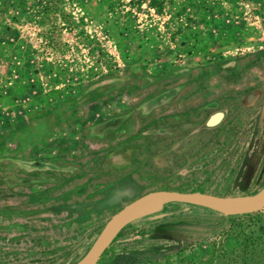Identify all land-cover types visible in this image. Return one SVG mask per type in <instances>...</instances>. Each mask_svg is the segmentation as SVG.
<instances>
[{
  "label": "rangeland",
  "instance_id": "1",
  "mask_svg": "<svg viewBox=\"0 0 264 264\" xmlns=\"http://www.w3.org/2000/svg\"><path fill=\"white\" fill-rule=\"evenodd\" d=\"M45 3L0 0V264H76L150 191L264 189V0ZM193 206L144 208L95 264H264V209Z\"/></svg>",
  "mask_w": 264,
  "mask_h": 264
},
{
  "label": "water",
  "instance_id": "2",
  "mask_svg": "<svg viewBox=\"0 0 264 264\" xmlns=\"http://www.w3.org/2000/svg\"><path fill=\"white\" fill-rule=\"evenodd\" d=\"M221 117L222 113H215L210 117L207 125L212 126L218 123ZM170 202L200 206L224 215H244L264 209V189L254 196L237 198L204 192H182L176 190H154L144 193L124 205L108 220L93 244L76 264H95L119 231L135 214L144 208L149 207L150 209L155 204Z\"/></svg>",
  "mask_w": 264,
  "mask_h": 264
},
{
  "label": "flooded vegetation",
  "instance_id": "3",
  "mask_svg": "<svg viewBox=\"0 0 264 264\" xmlns=\"http://www.w3.org/2000/svg\"><path fill=\"white\" fill-rule=\"evenodd\" d=\"M249 97H250V96H249ZM247 100H249V98H247ZM219 112L222 113V117H221V119L218 121V123H216V124H214V125H212V126H208V125H207V122H208V120L210 119V117H211L212 115H214L215 113H219ZM215 113H213L212 115H210V116L208 117L207 121L205 122V126H206V127H215V126H217V125L223 120V118H224V116H225L224 112L217 111V112H215ZM55 159H56L55 161H51L52 164H57L58 159H57V158H55ZM34 163L39 164L38 162H34ZM56 179H58V178H56Z\"/></svg>",
  "mask_w": 264,
  "mask_h": 264
},
{
  "label": "trees",
  "instance_id": "4",
  "mask_svg": "<svg viewBox=\"0 0 264 264\" xmlns=\"http://www.w3.org/2000/svg\"><path fill=\"white\" fill-rule=\"evenodd\" d=\"M19 3L23 2V0H17ZM52 0H46L45 5H49L51 3ZM193 206V205H192ZM193 207H197V206H193ZM257 215H260V213H258ZM251 214H244V215H235L232 216L233 220H239L242 219L244 217H250Z\"/></svg>",
  "mask_w": 264,
  "mask_h": 264
}]
</instances>
